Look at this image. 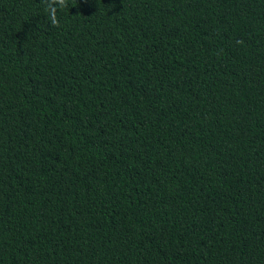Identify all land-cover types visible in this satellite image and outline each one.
Returning <instances> with one entry per match:
<instances>
[{
  "label": "trees",
  "instance_id": "1",
  "mask_svg": "<svg viewBox=\"0 0 264 264\" xmlns=\"http://www.w3.org/2000/svg\"><path fill=\"white\" fill-rule=\"evenodd\" d=\"M0 264H264V0H0Z\"/></svg>",
  "mask_w": 264,
  "mask_h": 264
},
{
  "label": "clouds",
  "instance_id": "2",
  "mask_svg": "<svg viewBox=\"0 0 264 264\" xmlns=\"http://www.w3.org/2000/svg\"><path fill=\"white\" fill-rule=\"evenodd\" d=\"M62 2H63V0H62Z\"/></svg>",
  "mask_w": 264,
  "mask_h": 264
}]
</instances>
